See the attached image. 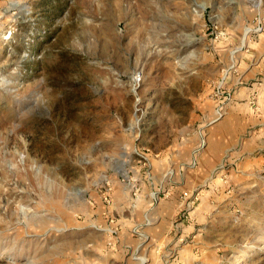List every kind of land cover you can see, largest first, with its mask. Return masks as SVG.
Segmentation results:
<instances>
[{
  "label": "rangeland",
  "instance_id": "obj_1",
  "mask_svg": "<svg viewBox=\"0 0 264 264\" xmlns=\"http://www.w3.org/2000/svg\"><path fill=\"white\" fill-rule=\"evenodd\" d=\"M259 16L264 0H0V264H134L131 229L141 264H264V92L230 107L228 79ZM208 101L261 115L213 169Z\"/></svg>",
  "mask_w": 264,
  "mask_h": 264
},
{
  "label": "crops",
  "instance_id": "obj_2",
  "mask_svg": "<svg viewBox=\"0 0 264 264\" xmlns=\"http://www.w3.org/2000/svg\"><path fill=\"white\" fill-rule=\"evenodd\" d=\"M254 39L255 40L250 39L247 44L241 46L240 48L238 47L239 49H233L235 50L234 54L236 53L234 56L232 53H230L234 57L233 62L236 63L237 66L235 67L236 71L232 70V72L228 76V79H230L231 81V85L229 84V87H234V96L232 97L233 100L231 102L233 104L230 107H237L234 105L242 104L243 108L245 107L246 111L250 114L251 112H254V110L251 108V106H253V102H251L252 98L250 97L254 96L255 106V103L257 102V100L259 102V97L262 96L264 92V36ZM230 52H232V50ZM255 92H257L258 97ZM211 103L208 101L207 105L203 107L204 112L201 114L202 116L200 118L201 121H203V125L201 124V127L199 126V134L198 131L195 130V133L198 136L200 135L201 143H203L204 145V147L201 149L202 154L200 155L199 153L200 161L205 168L209 169H213V166H215L216 168L219 165V162L222 161L224 156H227L229 154L234 155L233 153H235V151L229 153V151L227 152L226 149L229 147H234L236 145L235 140L234 138H232L231 140H228L227 138L230 139V137H234L236 135V132H238L240 128H242L243 130V125H246V121H249L250 123L253 119H256V117H261V115L258 114L255 118H253L251 115L246 118L244 114L239 115L236 111L235 114H233V111L230 112L229 116L226 117V110L222 118H220L219 120H215L213 119V108L217 102L214 101L213 104V102L211 101ZM258 108L259 107L254 108L256 109V114L258 113ZM229 120H234L236 122L240 121L241 126H233L232 128L227 129V122ZM253 141L254 140H248V142L246 143V147H250ZM211 162L213 164L216 162V164L212 166ZM210 166L212 167L210 168ZM143 233L144 234H142V236L147 238L149 236V238L151 237V239H154V234H149L148 231H144ZM127 234L131 235L132 241L122 243V245L125 247L122 248V250L124 252H131L132 257H128L130 261L132 260L131 262H134V264H141V261L143 260L142 258L145 257L135 256L142 248L140 246L141 244L138 243L136 239L140 238L139 234L135 233L132 229ZM124 237H126V235H124ZM135 259H138V261H134Z\"/></svg>",
  "mask_w": 264,
  "mask_h": 264
},
{
  "label": "built area",
  "instance_id": "obj_3",
  "mask_svg": "<svg viewBox=\"0 0 264 264\" xmlns=\"http://www.w3.org/2000/svg\"><path fill=\"white\" fill-rule=\"evenodd\" d=\"M263 30H264V17H261V16L256 17L253 27L250 28V32L255 33V32H261ZM213 97L221 98V92L219 90H216L213 94ZM252 99L253 100H251V102H253V104H254V96H252ZM224 100H225V97H223L221 100H219V104H217V106L215 107L216 118L220 117L223 113L222 106H223ZM142 259L143 260L141 261V263L146 260V258H142Z\"/></svg>",
  "mask_w": 264,
  "mask_h": 264
},
{
  "label": "bare ground",
  "instance_id": "obj_4",
  "mask_svg": "<svg viewBox=\"0 0 264 264\" xmlns=\"http://www.w3.org/2000/svg\"><path fill=\"white\" fill-rule=\"evenodd\" d=\"M249 33V30L247 28H245V31H244V37L246 38V36L248 35Z\"/></svg>",
  "mask_w": 264,
  "mask_h": 264
}]
</instances>
